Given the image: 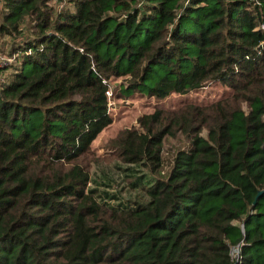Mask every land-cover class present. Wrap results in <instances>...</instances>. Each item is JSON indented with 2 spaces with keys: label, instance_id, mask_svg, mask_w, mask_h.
I'll list each match as a JSON object with an SVG mask.
<instances>
[{
  "label": "trees",
  "instance_id": "1",
  "mask_svg": "<svg viewBox=\"0 0 264 264\" xmlns=\"http://www.w3.org/2000/svg\"><path fill=\"white\" fill-rule=\"evenodd\" d=\"M0 3V35L20 37L0 90V264H234L237 246L238 264H264V0ZM212 84L232 101L120 133L123 163L155 177L145 199L100 201L84 159L115 121L111 100ZM41 109L37 135L14 136Z\"/></svg>",
  "mask_w": 264,
  "mask_h": 264
},
{
  "label": "rangeland",
  "instance_id": "2",
  "mask_svg": "<svg viewBox=\"0 0 264 264\" xmlns=\"http://www.w3.org/2000/svg\"><path fill=\"white\" fill-rule=\"evenodd\" d=\"M2 5L0 3V14H2ZM29 33V31H28ZM20 37H9L0 35V53L13 56L18 51H13L19 46ZM15 67L4 69L0 72V76L5 82H8L12 75L15 74ZM119 83H124V80ZM232 101V91L221 85L212 84L197 93H191L186 96L173 95L166 100L160 101L154 98L142 97L134 95L129 99H112L111 108L114 116V123L106 129L92 145V150L84 159V163L89 167L92 181L89 185L90 189H96L98 199L100 201L110 200L113 195H117L120 203L126 200L145 199V185L147 181L155 176L144 167L128 166L123 163L119 154L114 149V140L125 129L139 128L138 120L146 114H151L156 110H165L168 115H178L184 108L198 106L207 108L216 102L222 100ZM242 108L247 110V104L242 103ZM45 118V110L41 109L32 114L27 122H19L15 130L14 136H18L23 132H33L37 135ZM203 136H207V132L203 131ZM188 142L184 137L177 139H169L164 147V164L165 172H169L172 168L173 156L179 148H187ZM128 168H135L137 171H127ZM133 176V177H127ZM144 177L136 190L132 188V182L135 178ZM110 201V205H117L118 201Z\"/></svg>",
  "mask_w": 264,
  "mask_h": 264
},
{
  "label": "built area",
  "instance_id": "3",
  "mask_svg": "<svg viewBox=\"0 0 264 264\" xmlns=\"http://www.w3.org/2000/svg\"><path fill=\"white\" fill-rule=\"evenodd\" d=\"M1 1L2 0H0V2ZM262 29H264V26H262ZM17 61H18V58H17L16 54H14L13 56H8L6 54L0 53V72L4 69H8V68L16 66ZM4 84H6V82L0 76V90ZM231 260L234 264H238L240 262V260H241V248H240V246L233 247L231 249Z\"/></svg>",
  "mask_w": 264,
  "mask_h": 264
},
{
  "label": "water",
  "instance_id": "4",
  "mask_svg": "<svg viewBox=\"0 0 264 264\" xmlns=\"http://www.w3.org/2000/svg\"><path fill=\"white\" fill-rule=\"evenodd\" d=\"M263 194V191H260L259 193H258V195H257V198H256V200H255V202H254V204H256L257 203V200H258V198L261 196Z\"/></svg>",
  "mask_w": 264,
  "mask_h": 264
}]
</instances>
